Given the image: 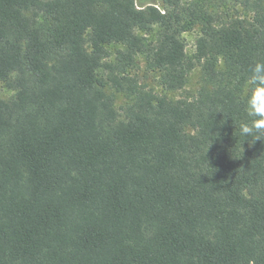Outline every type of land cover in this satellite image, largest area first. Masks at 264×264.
I'll list each match as a JSON object with an SVG mask.
<instances>
[{"label":"trees","instance_id":"16d2710c","mask_svg":"<svg viewBox=\"0 0 264 264\" xmlns=\"http://www.w3.org/2000/svg\"><path fill=\"white\" fill-rule=\"evenodd\" d=\"M160 2L0 0V264H264V139L238 130L264 3Z\"/></svg>","mask_w":264,"mask_h":264},{"label":"rangeland","instance_id":"374dc122","mask_svg":"<svg viewBox=\"0 0 264 264\" xmlns=\"http://www.w3.org/2000/svg\"><path fill=\"white\" fill-rule=\"evenodd\" d=\"M140 1V0H139ZM152 1L160 5V0H143ZM253 1L254 0H180L184 5L191 3L201 4L207 8L217 18V22H228L237 18L249 20L253 13ZM264 3V0H262ZM154 32L145 34V40L147 42H155L159 35V29H154ZM198 34V28L195 27L192 30L184 32L182 38L185 43L186 53L192 55L195 47V39ZM120 46L109 45L108 50L110 51L109 57L106 62H114V53ZM138 65L133 71L139 79V82L151 87L153 90L162 91L158 86L157 72L151 70L148 63L145 61L143 56H138ZM107 69H103L104 74H107ZM200 68L196 67L190 71L185 86L177 91L169 92V96L173 98H193L197 95L200 87L204 85L202 82ZM13 95V91L7 89L2 83H0V99H7ZM128 101V97L125 93L119 92L115 96V107L120 108ZM189 133H192V129L187 127Z\"/></svg>","mask_w":264,"mask_h":264},{"label":"clouds","instance_id":"9594fccd","mask_svg":"<svg viewBox=\"0 0 264 264\" xmlns=\"http://www.w3.org/2000/svg\"><path fill=\"white\" fill-rule=\"evenodd\" d=\"M247 77V88L242 103L243 119L238 124L239 134L251 141L264 139V60L255 61Z\"/></svg>","mask_w":264,"mask_h":264}]
</instances>
